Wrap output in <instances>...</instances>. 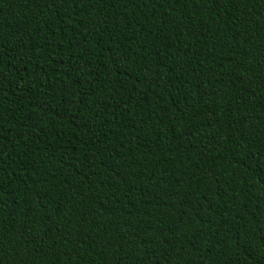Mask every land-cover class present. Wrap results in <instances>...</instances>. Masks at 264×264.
Wrapping results in <instances>:
<instances>
[{
    "label": "trees",
    "instance_id": "1",
    "mask_svg": "<svg viewBox=\"0 0 264 264\" xmlns=\"http://www.w3.org/2000/svg\"><path fill=\"white\" fill-rule=\"evenodd\" d=\"M0 264H264V0H0Z\"/></svg>",
    "mask_w": 264,
    "mask_h": 264
}]
</instances>
